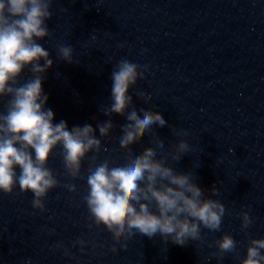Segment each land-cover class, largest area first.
Listing matches in <instances>:
<instances>
[{"label":"water","instance_id":"95a60500","mask_svg":"<svg viewBox=\"0 0 264 264\" xmlns=\"http://www.w3.org/2000/svg\"><path fill=\"white\" fill-rule=\"evenodd\" d=\"M50 10L53 16L46 23L51 34L37 43L54 61L43 81L53 123L65 120L69 130L91 124L107 149L97 163L110 158L122 164L125 152L118 137L126 117L114 113L116 127L111 137L102 138L96 125L108 117L100 109L111 103V74L119 60L147 65L145 77L129 89L138 114L144 108L165 118L167 125H153L165 148L181 138L168 125L189 133L183 138L191 153L168 163L177 171L191 169L205 195L220 199L226 213L221 231L208 232L206 242L179 246L165 243L159 234L136 233L126 250L113 253L107 230L89 233L82 200L86 178L64 175L58 146L47 166L61 184L48 193L45 213L32 208L33 194L20 192L19 185L11 195L0 192V264H23L28 257L33 264H239L231 254L220 261L209 258L215 247L208 248L207 242L231 234L243 257L247 237L237 216L242 209L253 218L248 232L264 237V0H53ZM60 43L72 45L79 63L60 60ZM30 76L26 69L21 83ZM137 93L152 99L145 103ZM150 140L146 135L133 151L139 155ZM88 167L85 160L84 177ZM15 170L19 174L18 166ZM65 182L75 183L77 191L69 192ZM213 185L220 190L215 197ZM78 237L102 247L89 246L82 253L72 247ZM55 241H63L74 256L52 250Z\"/></svg>","mask_w":264,"mask_h":264},{"label":"clouds","instance_id":"9594fccd","mask_svg":"<svg viewBox=\"0 0 264 264\" xmlns=\"http://www.w3.org/2000/svg\"><path fill=\"white\" fill-rule=\"evenodd\" d=\"M52 4L53 0H0V104H4V110H0V192L11 195L19 185L20 192L33 194L32 208L45 213L48 193L61 184L47 166L59 146L64 175L72 180L86 178L87 192L82 200L88 212L89 233L107 230L114 241L113 253L126 250L127 241L136 233L148 238L159 234L165 243L171 240L179 246L189 241L206 242L208 232L221 231L226 208L220 199L205 195L191 169L177 171L168 163L191 153L190 144L183 138L189 133L168 125L172 134L181 138L165 148L164 140L153 131V125L168 124L165 118L159 111L144 108L139 109L142 116L138 114L129 89L145 77L147 65L119 60L111 74V103L100 109L108 117L96 125L102 138L111 137L116 127L111 119L114 113L126 117L118 137L119 147L125 152L122 164H114L110 158L97 163L99 154L107 149L91 124L74 125L69 130L65 120L53 123L54 112L46 107L49 96L43 90V81L54 61L37 43L51 34L46 21L53 16ZM56 48L60 60L79 63L73 58L72 45L60 43ZM26 69L31 76L21 83ZM137 95L145 103L152 99L147 93ZM146 135L151 137L150 144L137 155L132 146ZM89 153L94 154L89 157ZM85 160L89 161L86 177L82 172ZM63 187L77 191L75 183L65 182ZM210 191L215 197L220 190L213 185ZM237 216L247 237L246 254L241 257L238 242L224 233L207 242L208 248L215 247L209 258L220 261L231 254L239 264H264V237L248 232L253 223L248 210L242 209ZM77 246L82 253L89 246L93 250L102 247L83 237L72 241V247ZM49 247L65 257L74 256L63 241ZM23 264H33L32 258H26Z\"/></svg>","mask_w":264,"mask_h":264}]
</instances>
